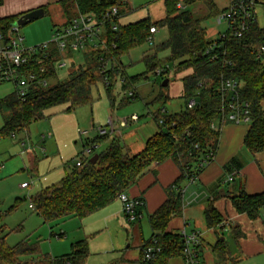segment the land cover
Returning <instances> with one entry per match:
<instances>
[{"label": "trees", "instance_id": "trees-1", "mask_svg": "<svg viewBox=\"0 0 264 264\" xmlns=\"http://www.w3.org/2000/svg\"><path fill=\"white\" fill-rule=\"evenodd\" d=\"M2 1L0 0V5ZM60 3L65 11L73 5L77 14H92L97 19L113 5L119 8L121 14L120 6L123 4L121 0H61ZM177 3L182 7L178 8ZM195 3H202L207 16L211 17H216L225 10L217 8L214 0H164L165 16L157 22L143 18L128 24L118 23L115 31L106 25L104 36L107 49L102 52L101 63L109 64L106 70L108 84L102 80L99 71L101 63L97 59L100 50H87L81 52L83 63L78 65L66 81H57L47 86L35 84L29 88L24 99L17 97L14 90L0 98V113H10L0 128V136L10 135L26 127L30 121L40 117L44 109L53 105L70 102V109L89 102L91 86L99 80L111 92L119 77L122 80L121 89L125 91L139 79H146L148 73H154L156 68L163 66L158 58L159 52H168L167 61L173 63L175 74L190 70L182 78V96L185 100L194 98L195 105L191 108L185 106L177 113L163 115L161 124L158 123L160 132L147 140L142 151L129 156L120 143L113 139L98 154L95 164L87 162L81 168L73 165L61 180L30 196L34 211L44 223L51 224L68 217L83 218L98 211L116 199L119 193L126 192L151 166L171 157L180 167L181 173L167 188L166 200L149 215L153 233L145 242L155 238L160 252L150 262H143L142 257L141 261L144 264H165L168 258L181 254L182 237L178 233H167L165 229L174 216L181 214V183L187 180L188 174L197 168L207 153L215 154L217 149L220 132L212 130L210 122L220 118L219 87L222 78L241 83L239 98L249 106L250 121L243 139L244 147L252 154L264 151V50H260L261 47L264 49V26L261 27L254 21L249 23L248 29L241 36H236L234 29H227L224 37L220 35L215 39H208L201 19L195 17L189 9ZM18 17L13 15L0 18V33L7 36L10 25ZM157 25L166 28V39L143 55V73L125 76L121 56L146 42L151 37L150 27L156 28ZM50 57V61L58 57L53 47L50 49ZM50 61L48 60L49 63ZM31 62L28 68L35 72L40 65L45 64L34 57ZM56 71L50 66L41 77L49 79L56 75ZM159 97L163 95L159 94L157 98ZM106 138L107 135L101 136L96 141L100 144ZM195 144H198L197 148L194 147ZM233 162L231 160L230 164ZM134 199L143 204L142 198ZM232 203L238 213H246L249 218L254 219L259 210L264 208V192L254 195L241 193L232 198ZM142 204L137 207L139 216ZM204 218L209 228L218 227L223 222L212 204L205 208ZM4 231L0 226V264H82L88 253L86 240H78L70 244L68 253L56 257L39 254L35 245H29L25 241L13 246L7 245V234ZM199 246L196 247L198 255ZM34 254L39 256L31 259L30 256Z\"/></svg>", "mask_w": 264, "mask_h": 264}, {"label": "rangeland", "instance_id": "rangeland-1", "mask_svg": "<svg viewBox=\"0 0 264 264\" xmlns=\"http://www.w3.org/2000/svg\"><path fill=\"white\" fill-rule=\"evenodd\" d=\"M214 1L221 8L227 5L229 0ZM120 9L123 13L119 18L122 24L135 22L143 18H149L152 22H157L165 16L164 0H127V4L123 3ZM189 9L195 17L201 19V25L204 27L208 39H215L226 30V22L223 20L218 24L216 17L207 16V11L202 3H195ZM69 12L68 15L62 13L61 6L54 3L45 10L43 17L24 26H18L19 34L24 38L23 45L29 47L42 43H30L33 32L37 31L38 28L43 29L37 22L47 21L46 23L49 26H47V30H49L51 26L58 27L71 17L73 12ZM258 23L260 26L264 25L262 16L259 17ZM156 29V33L151 34V41H146L130 50L128 54L121 56L120 62L125 76H133L145 71L142 61L143 55L149 53L155 45L163 42L167 37L165 27L157 25ZM49 39L47 38L45 41ZM64 54L66 66L58 69L56 75L48 79L49 85L57 81H66L75 72L78 65L83 63L81 52L65 51ZM167 56V51L158 53V58L162 61L163 67L168 66V71L165 74L159 75L150 72L147 74L146 79H139L125 91H122L120 87L119 77L116 78L111 92L99 80L91 86L89 102L75 105L70 109H68L70 102L53 105L44 109L41 116L30 121L26 127L15 131L14 137L11 135L0 136V166H2L0 169V226L5 229L4 232L7 234L5 237L7 245L13 246L25 241L29 245H35L39 254L59 255L69 251L70 243L77 239V232L82 233L84 231L81 237L88 241V261L90 263H114L115 257H119L124 253L133 254L137 251L136 243L139 237L136 238V235L129 230L130 226L128 224L127 226L123 224L124 228H120L112 223L109 230L103 232L93 231L90 234L86 232L85 228L87 218H91L88 215L81 220L71 218L46 224L34 209L29 208L30 196L40 189L61 180L65 172L73 167L74 159L80 155L82 142L87 141L84 136H82L84 139L81 140L82 137H79L77 130H88L90 125L94 127L107 125L110 94H113L116 101L119 102L118 100L123 95L127 97L124 93L129 90L133 91V98L127 97L125 98L127 99L126 103L120 105L116 103L114 105L112 117L116 120L135 114L138 116V120L124 127H119V130L109 134L105 140L97 144L91 155L99 154L105 150L115 137H118L125 153L129 151V153L135 154L138 152L135 147L140 139L149 137L159 131V118H162L165 114L180 112L185 108L186 100L182 96V78L188 75L190 70L175 74L173 63L167 61ZM164 79H167V85L161 86ZM12 87V83L1 81L0 98L8 94ZM159 94H162L163 97L157 98ZM9 114V111L0 113V128ZM116 124L117 121H115ZM235 127L247 129L248 124L224 122L221 125V132L223 131V135H225L228 130L230 131ZM47 133L50 135L47 136ZM95 135V132H91L85 136L92 138ZM238 146L239 149L245 150L241 140ZM216 154L217 151H215L210 163L214 162ZM208 165L205 164L202 170ZM202 170L193 183L189 184L188 180L183 181L182 189L184 193L186 186L198 183L197 179ZM31 181L34 185L31 183L26 188L20 187V183H30ZM231 183L226 184L225 182L223 184L222 182L221 188L226 189ZM185 201L186 199H184V203ZM196 201L198 203L199 199ZM260 217L264 223V210L261 211ZM142 223L143 237L147 238L150 230L144 213ZM222 234L230 246L233 247L232 231L222 232ZM260 243L263 244L262 241ZM112 247L119 249L118 252H112ZM39 254H34L30 258L36 259ZM232 255L236 257L240 254L234 250ZM236 264H264V252L247 258L242 256Z\"/></svg>", "mask_w": 264, "mask_h": 264}, {"label": "crops", "instance_id": "crops-1", "mask_svg": "<svg viewBox=\"0 0 264 264\" xmlns=\"http://www.w3.org/2000/svg\"><path fill=\"white\" fill-rule=\"evenodd\" d=\"M60 1L61 0H3L2 4L0 5V18L13 15L20 16L25 12L40 7L44 9V16L45 10L50 5L58 3L61 6L62 13L68 15L70 13L69 11L73 12L71 14L72 16L66 19L64 22L66 23L68 20H70V18L77 15V10L75 6L70 5L65 11L64 6H62ZM121 1L127 4V0ZM255 1V22L259 25V17L262 16L264 18V6H262L264 4V0ZM229 2L230 0L228 3ZM228 3L221 8H219L217 5L216 6L219 9H226L228 7ZM122 14L123 13L121 10L120 16H122ZM120 21L121 19H118V22L122 24ZM46 22L47 21L45 20L37 22L38 25H41L43 29L38 28L37 31L33 32V36L30 38L32 42L30 40V43L43 42L47 40V38H50L49 35L51 36L54 26H51L49 30H47L48 23ZM13 90L14 89L12 87V90L8 94L12 93ZM110 96V108H108L109 115L112 114L113 107L116 103L120 105L127 102V99H125L127 97L124 95L120 100H118L119 102L116 101L113 94ZM117 120L118 119H116V121ZM77 122L79 121L77 120ZM92 126L93 125H90L89 129ZM119 129L120 128L116 126L114 131L109 130L107 136ZM247 129L235 127L230 131L228 130V133L225 134L226 136L223 135V131H219L220 134L216 149L217 154L214 162H208L206 164L209 165L199 174L197 179L198 183L186 186L184 193L185 195L183 194V206L181 214L174 216L166 226L165 232L167 233L179 234L182 230H184L186 233L197 232L200 235L199 258L201 264H236L238 261H240L242 256L247 258L259 255L260 253L264 252V223L262 222V219H260L261 211H263L264 208L259 210L257 217L251 219L246 213H238L232 203V198L238 196L241 193L254 195L264 192V151L252 154L244 147L243 139ZM91 132L94 131H90L89 134ZM158 132H160V128L159 131L153 133L151 136L140 139L135 149L138 150V152L142 151L147 140L152 138V136ZM223 136H225L224 140H222ZM114 139L118 141V137H115ZM240 140L245 150L239 149L238 144ZM126 154L129 156L134 155L129 153V151H127ZM231 160L234 161L233 164H230ZM226 165L227 168H225ZM180 173V167L176 161L169 157L163 162L151 166L136 183L131 185L126 190V193L130 197H140L143 200V204L139 207L140 216L135 221L129 222L126 220L123 213L122 204L117 198L98 211L88 215V217L91 216V218H87L88 220H86L85 228L86 232L89 234L93 231L103 232L104 230H109L110 225L113 223L120 228H124L123 226H127L128 224L130 226L129 230L136 235V238L137 236L139 237L136 243V252L133 254L124 253L119 257H115L114 263L110 264H144L141 261V246L150 239L153 233L148 217L166 200L167 188L180 175ZM229 176H232V180L226 181ZM222 182L223 184L225 182L226 184L229 182L232 183L229 184L226 189H222ZM22 183H20V185ZM31 183L33 184L31 181L28 183V186ZM181 185H183V182ZM184 199H186L185 203ZM197 199H199L198 203L197 201L195 202ZM209 204H212L215 207L223 220L222 225L215 228L207 227L205 222L204 210ZM143 213L146 216L150 230V234L147 238L143 237ZM71 218L76 219L78 217H68L65 219ZM78 219L81 220L82 218ZM217 229H219V231H217ZM229 230L233 233V247L230 246L222 234V232H228ZM82 233L84 234V231ZM82 233H80V231L77 232V239H74L73 242L78 240H86L85 238L81 237L83 235ZM260 241H262L263 244H261ZM86 242L88 253L83 258L82 264H96L90 263L88 261L89 246L87 240ZM118 250L119 249L113 247L111 249L112 252H118ZM234 250L240 255L233 257L232 253ZM65 253H61L59 255ZM59 255H53L51 257H56ZM151 264H156V262ZM165 264H184V261L181 254H178L168 258Z\"/></svg>", "mask_w": 264, "mask_h": 264}, {"label": "built area", "instance_id": "built-area-1", "mask_svg": "<svg viewBox=\"0 0 264 264\" xmlns=\"http://www.w3.org/2000/svg\"><path fill=\"white\" fill-rule=\"evenodd\" d=\"M254 0H230L229 6L223 12L216 16V22L220 24L223 20L226 22V30L234 29L236 36H241L249 26V23L255 21L254 15ZM176 6L181 8L182 5L177 3ZM120 17L119 8L115 5L109 7L103 12L99 19L92 14H77L70 18V20L58 27H53L50 39L44 41L38 45H31L26 47L23 45L24 38L19 34V27L11 24L8 30L7 36L0 33V81L12 83L14 92L17 97L24 99L30 87L35 84L47 86L49 84L48 79L41 77L48 68L58 70L66 66L65 51L67 52H85L87 50H100V55L97 59L99 63L103 62L102 52L107 49L106 40L104 36L105 26L108 25L110 30L115 31L118 28V19ZM225 30V31H226ZM150 33L156 32L155 27H150ZM225 31L220 34L224 37ZM147 41H151V37H148ZM55 48L57 52V59L50 61V49ZM263 51V47L260 48ZM208 52V51H206ZM37 59L44 65L38 67V71L30 70L29 65L32 64L31 58ZM34 60V59H33ZM50 61V63L48 62ZM46 63H49L48 65ZM109 68L108 62L101 63L99 71L102 74V80L105 84L109 83V78L106 74V70ZM168 71V66L158 67L155 69V74H165ZM122 80H120L121 84ZM241 83L237 80L230 78H222L220 81V96L221 106L219 108L220 118L214 119L210 122V128L214 131H220L221 125L224 122H235L248 124L250 121L249 106L245 101L240 100L238 90ZM129 98L134 97V92L129 90L126 93ZM195 105L194 98H188L186 100V107L191 108ZM138 120V116L131 114L117 120L115 125L114 118L110 114L107 118V125L105 126H92L88 130H77L79 137L84 136L87 141L82 142V149L80 155L74 159L73 165L81 168L87 162H89L91 154L97 147L96 139L108 134L109 130L114 131L115 127H124L129 123ZM162 118L158 119V123L161 124ZM90 131H94L96 135L89 138L85 135H89ZM14 137V133L10 134ZM50 134L47 133V136ZM43 137V136H42ZM84 137L81 138L84 139ZM195 148L198 144L194 145ZM214 157V153L209 152L206 154L203 160L200 161L197 168L192 173L188 174L187 180L193 183L197 178L200 169H203L204 165L210 162ZM2 166H0L1 169ZM232 180V176H229L226 181ZM22 188L27 187L28 183H22ZM183 194L184 191L182 190ZM117 199L122 204L124 216L127 221L132 222L138 219L137 207L142 204V201H138L130 197L126 192L119 193ZM29 208L33 209V205L30 203ZM180 236L183 239V247L181 250V256L184 264H201L198 252L196 250L197 245L200 244V235L197 232L186 233L182 230ZM160 252V247L156 245V239L153 238L148 243H144L141 248V257L143 262H150L156 258Z\"/></svg>", "mask_w": 264, "mask_h": 264}, {"label": "water", "instance_id": "water-1", "mask_svg": "<svg viewBox=\"0 0 264 264\" xmlns=\"http://www.w3.org/2000/svg\"><path fill=\"white\" fill-rule=\"evenodd\" d=\"M43 14H44V9L42 7L25 12L16 19L13 25L24 26L28 24L29 22L40 18L41 16H43ZM167 82H168L167 79H164L161 83V86H166ZM97 159H98V154H93L90 157L89 162L91 164H95Z\"/></svg>", "mask_w": 264, "mask_h": 264}]
</instances>
